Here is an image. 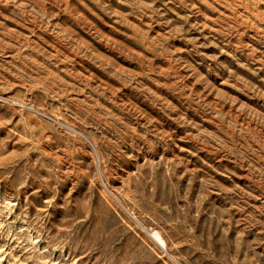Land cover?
Returning a JSON list of instances; mask_svg holds the SVG:
<instances>
[{
    "label": "rangeland",
    "instance_id": "rangeland-1",
    "mask_svg": "<svg viewBox=\"0 0 264 264\" xmlns=\"http://www.w3.org/2000/svg\"><path fill=\"white\" fill-rule=\"evenodd\" d=\"M0 264H264V0H0Z\"/></svg>",
    "mask_w": 264,
    "mask_h": 264
},
{
    "label": "bare ground",
    "instance_id": "bare-ground-1",
    "mask_svg": "<svg viewBox=\"0 0 264 264\" xmlns=\"http://www.w3.org/2000/svg\"><path fill=\"white\" fill-rule=\"evenodd\" d=\"M155 235L158 237V235L155 233ZM158 239H160L159 237H158Z\"/></svg>",
    "mask_w": 264,
    "mask_h": 264
}]
</instances>
